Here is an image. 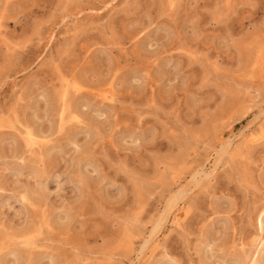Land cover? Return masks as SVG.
I'll return each instance as SVG.
<instances>
[{"label": "rangeland", "instance_id": "1", "mask_svg": "<svg viewBox=\"0 0 264 264\" xmlns=\"http://www.w3.org/2000/svg\"><path fill=\"white\" fill-rule=\"evenodd\" d=\"M0 264H264V0H0Z\"/></svg>", "mask_w": 264, "mask_h": 264}, {"label": "bare ground", "instance_id": "2", "mask_svg": "<svg viewBox=\"0 0 264 264\" xmlns=\"http://www.w3.org/2000/svg\"><path fill=\"white\" fill-rule=\"evenodd\" d=\"M256 138V137H255ZM253 139V138H252ZM185 195H186V191L184 192V190L183 191H180V192H178L176 195H174L171 199H170V201H169V203H168V206L166 207L167 209H165V214H164V218L165 219H169V217H170V215H171V213H172V211L174 210V208H175V206L177 205L176 203L177 202H179V200H182L184 197H185ZM165 219H164V221H165ZM162 221H163V219H162ZM162 221L160 222V223H162ZM159 226V225H158ZM155 231V230H154ZM156 232V231H155ZM159 232V231H158ZM155 234H153V236H154ZM151 241V240H150ZM148 243H151V242H147V244ZM147 244H146V246H144V248H143V250L142 251H145V249H147Z\"/></svg>", "mask_w": 264, "mask_h": 264}]
</instances>
